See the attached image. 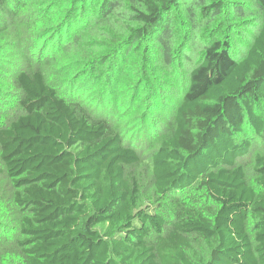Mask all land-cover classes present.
<instances>
[{
  "label": "trees",
  "instance_id": "obj_1",
  "mask_svg": "<svg viewBox=\"0 0 264 264\" xmlns=\"http://www.w3.org/2000/svg\"><path fill=\"white\" fill-rule=\"evenodd\" d=\"M0 241L264 264V0H0Z\"/></svg>",
  "mask_w": 264,
  "mask_h": 264
},
{
  "label": "rangeland",
  "instance_id": "obj_2",
  "mask_svg": "<svg viewBox=\"0 0 264 264\" xmlns=\"http://www.w3.org/2000/svg\"><path fill=\"white\" fill-rule=\"evenodd\" d=\"M37 43V42H36ZM44 45V49H46V47H47V45L46 44H43ZM194 46H197V42L194 44ZM43 49V50H44ZM192 62V61H191ZM158 76H162V75H160V74H158ZM117 77H119L118 79L120 80H122V82L124 83L123 85H121L120 86V88H118V90H119V94L121 95V96H124L125 95V91L123 92V90H124V88L127 86V87H130V86H128V79H129V77H127V73L125 74H121V75H119V76H117ZM180 78H181V76H179ZM163 78L165 79L166 77L165 76H163ZM170 80H171V77H170ZM174 85H176V83L175 84H173L172 85V87L170 88V89H173V88H175L174 87ZM102 88L105 90V91H107V88H108V85L107 86H102ZM177 88H179V87H177ZM109 89V88H108ZM95 91H96V93H97V91H98V87H96L95 88ZM104 91V92H105ZM173 94H174V96H176L177 95V93H174V92H172ZM171 104V103H170ZM124 109H125V107H121L120 108V110L119 111H121V112H123L124 111ZM9 234H3L2 235V237H6V236H8ZM12 233H10V235L6 238L7 239V241H9L10 242V240L12 239ZM1 242V241H0ZM1 244V243H0Z\"/></svg>",
  "mask_w": 264,
  "mask_h": 264
}]
</instances>
